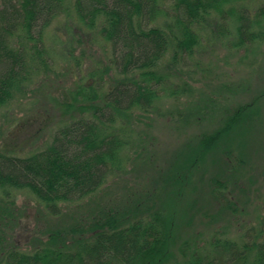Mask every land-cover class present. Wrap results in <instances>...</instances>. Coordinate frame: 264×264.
<instances>
[{
  "label": "trees",
  "instance_id": "1",
  "mask_svg": "<svg viewBox=\"0 0 264 264\" xmlns=\"http://www.w3.org/2000/svg\"><path fill=\"white\" fill-rule=\"evenodd\" d=\"M245 1L0 0V109L22 100L35 76L50 73L52 56L44 35L64 13L69 16L70 9L85 31L93 30V43L95 36L107 43L102 67L91 72L93 84L87 89L75 80L69 87L74 86V96L52 98L64 124L46 149L30 156L0 149V214L11 210L10 200L19 190L30 193L55 216L59 205L96 198L108 179L120 176L125 168V149L135 131L137 112L149 113L169 88L172 96L187 91L188 84H173L171 69L184 68L202 45L205 24H214L219 35L232 33V45L245 51L264 38V4L251 15L241 5ZM79 32L78 27L71 35L65 30L60 52L74 72L82 65L81 56H76ZM54 41L61 44L58 37ZM261 100L227 108L217 120L218 129L192 140L185 152L187 165L169 174V195L151 193L135 199V205L127 204L126 211L121 205L100 208L97 218L87 210L83 221L72 217L31 251L16 238L6 240L0 222V264H264V215H258L256 225L242 227L241 241L223 237L216 227L207 241L210 249L200 250L204 233L196 232L198 225L213 223L215 217L205 207L200 209L198 196L187 193L189 186L197 189L192 181L205 153L214 151L223 167L219 164L221 171L209 180L207 204L217 206L229 225L241 224L245 207L237 194V199L225 194L228 184L222 176L240 178L251 161L247 150L235 153L220 142L231 130L240 132L243 127L247 134L239 135L240 143L250 145L249 133L264 126L261 118H254L261 114ZM258 152L264 157V143ZM242 183H236L239 191H248ZM258 195L255 191L252 200L258 201Z\"/></svg>",
  "mask_w": 264,
  "mask_h": 264
},
{
  "label": "rangeland",
  "instance_id": "2",
  "mask_svg": "<svg viewBox=\"0 0 264 264\" xmlns=\"http://www.w3.org/2000/svg\"><path fill=\"white\" fill-rule=\"evenodd\" d=\"M263 4L264 0H247L241 3L251 15ZM70 11L69 16L64 13L55 20L44 35L45 46L52 56L50 73L35 76L22 100H15L0 109L2 150L6 149L20 156H30L46 149L52 142L54 132L61 123L64 124L59 111L56 112L57 107L52 98L74 96L75 91L71 92L74 86L70 89L69 87L75 80L88 89L94 82L91 72L102 67L101 58L107 49V43L97 36L93 43V33H90L93 30L85 31L73 11ZM262 23L261 29L264 30V22ZM205 25L206 28L202 29L201 34L202 45L196 48L184 68H178L180 74L176 73L178 69H171L173 84H180L181 87L188 84L187 91L172 96V88H169V92H162L161 98L155 102L149 113L137 112L135 115L137 123L133 128L134 133L131 137L128 136L130 143L125 149L126 163L120 176H111L96 198L59 205V215L56 216L50 215L27 191L14 192L10 200L13 202L10 203L11 210L2 211L0 214L6 240L16 238L23 249L31 251L41 243L48 242L49 234L59 227L67 226L72 217L83 221L87 210L92 214L90 216L97 218L100 208L107 210L121 205V210L126 211L127 204L135 205V199L149 196L151 193L169 195V174L179 170L178 167L187 165L185 152L188 151L189 144L199 134L212 133L218 129L220 123L217 120L222 118L227 108L236 104L244 105L262 97V104L258 103L259 107L262 105L261 114H255L254 118H261V122H264V38L254 42L245 51L232 45L231 42L235 40L232 33L219 35L214 24ZM77 27L81 40H73L74 47L76 42L80 45L76 56H81L82 65L74 72L64 62V55L60 52L62 40L65 41L67 34L71 35ZM258 27L255 26L253 30L258 31ZM57 37L61 44L55 43ZM163 67L169 73V67ZM72 73L74 77L70 79L68 75ZM95 80L98 78L95 77ZM107 85L108 81L106 87ZM51 86L54 88H50ZM239 128L240 132L233 133L231 130L220 144L223 148L233 149L235 153L247 150L251 161L242 171L240 178L238 175L236 179L232 178L233 175L222 176V180L228 184L225 194L230 195V198L237 194V198H241V205L245 207L243 218L240 225L236 222L229 225L226 215L216 211L217 206H208L206 198L210 196L209 180L221 171L223 165L218 163L220 156L217 153H205L202 163L199 164V173L192 181L197 189L189 186L187 191L192 196H198L200 209L205 211V207L215 217L213 223L206 220L211 226L204 221L198 225L196 232L204 233L198 243L200 250L210 249L207 241L216 227L222 235L224 234L223 237L241 241L243 229L256 225L258 215H264V209L257 211L258 206L264 208V157L258 152L261 143H264V126L259 128L260 131L255 126L254 132L249 133L248 147L240 143L239 135H245L247 132L243 127ZM191 171L193 173V168ZM241 180L248 191H239L236 183ZM252 191L259 192L258 201L252 200L255 198ZM244 201L249 204L245 206ZM88 226L91 227V224L88 223Z\"/></svg>",
  "mask_w": 264,
  "mask_h": 264
}]
</instances>
